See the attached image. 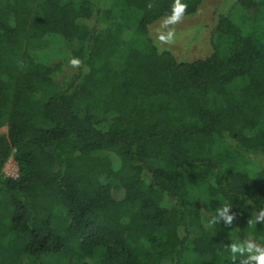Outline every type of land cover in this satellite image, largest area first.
Returning <instances> with one entry per match:
<instances>
[{
  "label": "trees",
  "instance_id": "obj_1",
  "mask_svg": "<svg viewBox=\"0 0 264 264\" xmlns=\"http://www.w3.org/2000/svg\"><path fill=\"white\" fill-rule=\"evenodd\" d=\"M172 3L0 0V264H232L227 244L264 245L247 223L264 208V0H238L185 62L148 37ZM32 42L62 45L49 62Z\"/></svg>",
  "mask_w": 264,
  "mask_h": 264
},
{
  "label": "rangeland",
  "instance_id": "obj_2",
  "mask_svg": "<svg viewBox=\"0 0 264 264\" xmlns=\"http://www.w3.org/2000/svg\"><path fill=\"white\" fill-rule=\"evenodd\" d=\"M238 0H202L197 10L189 15H185L181 23L175 25L176 37L175 43L171 45L161 44L157 40V29L162 18L155 20L147 26L148 37L151 39L157 50L169 51L178 62L193 61L206 58L211 54L210 31L217 23L219 16H228L233 21H238L240 7ZM257 2L263 0H255ZM138 15L133 12L132 25H136ZM61 43H52L46 47L42 43H31L30 49L44 48L41 51V58L45 61H52L54 50L60 47ZM7 130L6 126L0 128V133ZM18 168L12 156L4 163L2 172L5 176L15 177ZM227 203L219 197H207L205 199L204 212L206 214H215L216 209L221 208ZM230 214V212H229ZM222 219V218H221Z\"/></svg>",
  "mask_w": 264,
  "mask_h": 264
},
{
  "label": "clouds",
  "instance_id": "obj_3",
  "mask_svg": "<svg viewBox=\"0 0 264 264\" xmlns=\"http://www.w3.org/2000/svg\"><path fill=\"white\" fill-rule=\"evenodd\" d=\"M147 7L151 9L153 5L149 3ZM187 7L188 5L182 3V0H173L170 13L165 14L156 30V38L161 44L171 45L175 43L176 31L174 26L183 21ZM80 64L81 61L78 58L73 57L69 60V65L72 67H79ZM230 211L229 205L217 208L216 215L212 217L210 223L223 222L225 226H230L235 217V213L229 214ZM257 222H264V208L255 213L254 217L249 219L247 223L257 224ZM225 247L230 254L232 264H237V260L238 264H264V245L257 243L254 239L245 238L239 243L231 242Z\"/></svg>",
  "mask_w": 264,
  "mask_h": 264
}]
</instances>
